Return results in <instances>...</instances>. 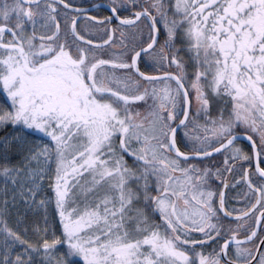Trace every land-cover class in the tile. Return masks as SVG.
<instances>
[{
	"label": "snow or ice",
	"instance_id": "obj_1",
	"mask_svg": "<svg viewBox=\"0 0 264 264\" xmlns=\"http://www.w3.org/2000/svg\"><path fill=\"white\" fill-rule=\"evenodd\" d=\"M105 7L0 0V264H264V0Z\"/></svg>",
	"mask_w": 264,
	"mask_h": 264
},
{
	"label": "rangeland",
	"instance_id": "obj_2",
	"mask_svg": "<svg viewBox=\"0 0 264 264\" xmlns=\"http://www.w3.org/2000/svg\"><path fill=\"white\" fill-rule=\"evenodd\" d=\"M75 1H78V0H75ZM121 2H123V0ZM172 2L174 3L175 0H172ZM127 7H131V5H127ZM123 12H124V15H129L130 14L127 11H123ZM96 34L97 33H95L94 36ZM149 71H152V69L149 68ZM3 103H4V97L2 95H0V104H3ZM148 103L150 104L151 100H149ZM145 107H146L145 105H141L140 106V110L143 111ZM195 108H196L195 101H193V107H192L193 112L195 111ZM194 114H195V112H194ZM182 136H183V130L181 132V137ZM13 157H14L13 160L15 161V164L18 163L19 157L16 156L15 153H13ZM54 167H55V165L53 164V166H52L53 173H54ZM49 184H50V180L46 177L45 180H44L43 193L41 195L37 196V200H39L41 198H50L52 200V203L47 206V210H45V208L37 209L34 206L29 208L25 204L24 200L19 195H17V204L15 205V207H13L12 204H11L13 185H12L10 180H8L6 182V180L2 181L0 179V203H1V206H2L3 200L5 198L9 199V201H10V203H9L10 211H9V214L6 216L5 219L7 220L8 224L12 223L14 225V228H16L17 220H15V218L12 217L11 213L13 211V214H17L20 211V208H22L21 210H24V212L20 211L21 212V216L19 217V219H21L23 221V223L21 224V229L23 227L27 226L29 228V235H30V237L32 239L37 238L32 233V229L36 225H39L40 228H44L45 227V224H44L45 216H47V219H48V227H49V229L51 230L52 227L57 228L55 226V218H54V212H53V202H54V210H56V208H55V200H53V198H52L53 196H52L51 193H53V191H52L51 187L49 186ZM6 188H7V192H5ZM53 195H54V193H53ZM26 210L31 211V213L28 214L27 212H25ZM23 219H25V220H23Z\"/></svg>",
	"mask_w": 264,
	"mask_h": 264
},
{
	"label": "flooded vegetation",
	"instance_id": "obj_3",
	"mask_svg": "<svg viewBox=\"0 0 264 264\" xmlns=\"http://www.w3.org/2000/svg\"><path fill=\"white\" fill-rule=\"evenodd\" d=\"M122 1V0H121ZM67 3H69L70 5L72 6H75V7H78V8H85V7H88V6H91L97 2H104V3H107L109 4L110 3V0H78V1H75V0H66ZM61 7H63L61 5ZM65 11H68L69 13H71V15H75L76 13L75 12H72L68 9H66ZM99 11V12H98ZM110 13L109 11L107 10V8H99V9H96V10H93L92 12H89V13H83L81 16H80V26L83 27V25L85 23H87L88 21H86L85 17H90V16H95L97 17L98 19H103L104 17L108 16ZM121 15H124V12H121ZM130 15V14H129ZM62 23V21H61ZM94 23V22H92ZM97 34L93 37L94 41L95 42H101L102 39H106L107 37L106 36H103V33L102 32H96ZM146 35V33H145ZM117 39H119V34H117ZM113 50H116V49H113ZM181 56L184 57L185 60H187V56L184 54V53H181ZM140 69L141 71H147L149 74H157L156 72H154L153 70L152 71H149V67L146 66V64L144 62H141L140 63ZM191 67H189V73L191 74ZM193 112V110H192ZM195 112V111H194ZM194 112H193V115H194ZM182 132V131H181ZM243 143L245 144V146H248L250 147V145H248L247 141H243ZM218 160H222L223 157H217ZM254 163L253 162V166H254ZM245 167H247V165L245 164ZM253 179L255 180V176L253 177ZM233 196H234V190H230L228 192V203H229V207H240L241 205L238 204L234 199H233ZM259 241H257L258 243Z\"/></svg>",
	"mask_w": 264,
	"mask_h": 264
},
{
	"label": "trees",
	"instance_id": "obj_4",
	"mask_svg": "<svg viewBox=\"0 0 264 264\" xmlns=\"http://www.w3.org/2000/svg\"><path fill=\"white\" fill-rule=\"evenodd\" d=\"M9 128L11 127V126H8ZM4 135V130H2V129H0V136H3ZM13 154H12V157H11V164L9 165V166H11L12 164H15V161L13 160ZM3 163H4V161L3 160H0V166H2L3 165ZM129 163H131V160L129 159ZM0 179L2 180V181H5V177L3 176V175H0ZM52 194V198H53V200H54V195H53V193H51ZM0 206H1V203H0ZM22 208H20V211L21 212H24V210H21ZM18 212L17 214H13V211H12V217H14L15 218V220H17V218H19L20 216H21V212ZM25 212H27L28 214H30L31 213V211H29V210H26ZM53 212H54V218H55V226L57 227V229H59L60 228V222H59V216H58V214L56 213V210H54V202H53ZM11 216V215H10ZM6 218V217H5ZM157 219H158V217H157ZM23 220H25V219H23ZM9 226H11V227H13L14 228V225L11 223V224H9ZM35 239H37V238H35ZM35 239H33V240H35ZM206 251H211V247L209 248V249H206Z\"/></svg>",
	"mask_w": 264,
	"mask_h": 264
},
{
	"label": "water",
	"instance_id": "obj_5",
	"mask_svg": "<svg viewBox=\"0 0 264 264\" xmlns=\"http://www.w3.org/2000/svg\"><path fill=\"white\" fill-rule=\"evenodd\" d=\"M95 5H100V7H94ZM105 5H107V3H104V2H97L91 6H88V7H85V8H78V7H75V6H72V8L68 9L72 12H75L74 9H86V13H89V12H92L93 10H96V9H101V8H106ZM85 13V12H84ZM102 42V41H101ZM99 43V42H98ZM152 75H155V74H152Z\"/></svg>",
	"mask_w": 264,
	"mask_h": 264
}]
</instances>
